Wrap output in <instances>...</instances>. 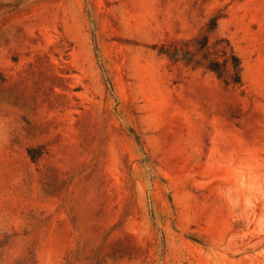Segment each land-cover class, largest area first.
Here are the masks:
<instances>
[{
	"label": "rangeland",
	"instance_id": "1",
	"mask_svg": "<svg viewBox=\"0 0 264 264\" xmlns=\"http://www.w3.org/2000/svg\"><path fill=\"white\" fill-rule=\"evenodd\" d=\"M0 264H264V0H0Z\"/></svg>",
	"mask_w": 264,
	"mask_h": 264
},
{
	"label": "trees",
	"instance_id": "2",
	"mask_svg": "<svg viewBox=\"0 0 264 264\" xmlns=\"http://www.w3.org/2000/svg\"><path fill=\"white\" fill-rule=\"evenodd\" d=\"M216 23L213 20V27H211L212 29L215 28ZM208 37L207 36H203L200 39V47H199V51L202 52L203 55V59H205L207 61V68L211 71H213L214 73L217 74V76L221 79H223L224 81L228 82L227 76H226V69H225V65L230 61L229 59H226L224 62L220 61L218 58L216 57H211V53L209 52V50H207V46H208ZM168 57L171 60H178L179 57L176 55V53H168ZM183 59L186 60H192L190 58V54L189 52L186 53V55L183 57ZM232 70H233V77H234V81L235 82H240L241 80V62L239 57L232 53L231 55V61H230ZM33 152V151H31Z\"/></svg>",
	"mask_w": 264,
	"mask_h": 264
}]
</instances>
